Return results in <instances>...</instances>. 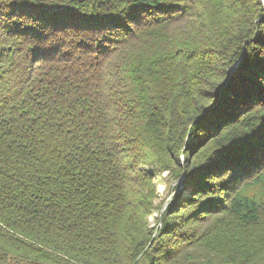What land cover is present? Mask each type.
<instances>
[{
  "label": "trees",
  "instance_id": "trees-1",
  "mask_svg": "<svg viewBox=\"0 0 264 264\" xmlns=\"http://www.w3.org/2000/svg\"><path fill=\"white\" fill-rule=\"evenodd\" d=\"M262 182L264 0H0V264H264Z\"/></svg>",
  "mask_w": 264,
  "mask_h": 264
},
{
  "label": "rangeland",
  "instance_id": "rangeland-1",
  "mask_svg": "<svg viewBox=\"0 0 264 264\" xmlns=\"http://www.w3.org/2000/svg\"><path fill=\"white\" fill-rule=\"evenodd\" d=\"M154 182L157 188V201L161 203L165 201L164 206L170 202L171 197L174 194V189L177 187L181 188L179 180L173 183L165 182L164 174L162 176L155 177ZM246 196L252 198L257 203H264V182L258 184L256 187L251 188ZM158 217V211L153 210L151 216L149 217L150 224H155Z\"/></svg>",
  "mask_w": 264,
  "mask_h": 264
}]
</instances>
